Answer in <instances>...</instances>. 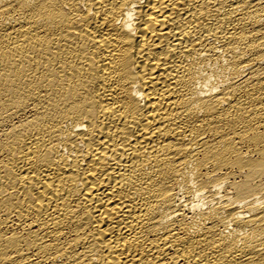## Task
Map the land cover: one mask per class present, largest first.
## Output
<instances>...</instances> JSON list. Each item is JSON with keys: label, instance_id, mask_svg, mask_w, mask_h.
I'll use <instances>...</instances> for the list:
<instances>
[{"label": "bare ground", "instance_id": "bare-ground-1", "mask_svg": "<svg viewBox=\"0 0 264 264\" xmlns=\"http://www.w3.org/2000/svg\"><path fill=\"white\" fill-rule=\"evenodd\" d=\"M0 264H264V0H0Z\"/></svg>", "mask_w": 264, "mask_h": 264}]
</instances>
